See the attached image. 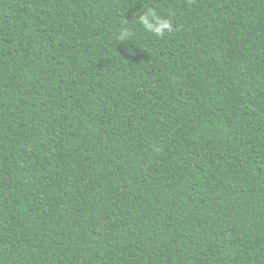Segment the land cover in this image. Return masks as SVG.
Returning <instances> with one entry per match:
<instances>
[{
    "label": "trees",
    "instance_id": "obj_1",
    "mask_svg": "<svg viewBox=\"0 0 264 264\" xmlns=\"http://www.w3.org/2000/svg\"><path fill=\"white\" fill-rule=\"evenodd\" d=\"M0 264H264V0H0Z\"/></svg>",
    "mask_w": 264,
    "mask_h": 264
},
{
    "label": "clouds",
    "instance_id": "obj_2",
    "mask_svg": "<svg viewBox=\"0 0 264 264\" xmlns=\"http://www.w3.org/2000/svg\"><path fill=\"white\" fill-rule=\"evenodd\" d=\"M137 22L142 25L145 31L155 35L156 37H163L166 30H169L171 28L170 22L163 19L152 9H149L148 14L140 16ZM131 35L132 32L129 29L125 28L120 32L118 39L123 41L130 38Z\"/></svg>",
    "mask_w": 264,
    "mask_h": 264
}]
</instances>
